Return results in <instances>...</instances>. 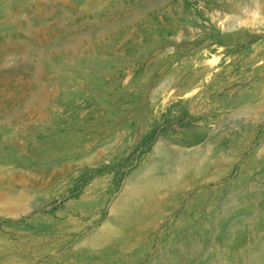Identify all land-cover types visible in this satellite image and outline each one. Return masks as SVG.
Returning a JSON list of instances; mask_svg holds the SVG:
<instances>
[{
    "label": "rangeland",
    "instance_id": "1",
    "mask_svg": "<svg viewBox=\"0 0 264 264\" xmlns=\"http://www.w3.org/2000/svg\"><path fill=\"white\" fill-rule=\"evenodd\" d=\"M201 229L186 264H264V0H0V264H181Z\"/></svg>",
    "mask_w": 264,
    "mask_h": 264
},
{
    "label": "bare ground",
    "instance_id": "2",
    "mask_svg": "<svg viewBox=\"0 0 264 264\" xmlns=\"http://www.w3.org/2000/svg\"><path fill=\"white\" fill-rule=\"evenodd\" d=\"M199 153V152H198ZM197 153V154H198ZM196 155V154H195ZM199 155V154H198ZM194 156V155H193ZM194 158V157H193ZM186 159H188V157H186ZM148 164H150V170L143 174L140 178L142 180V182H144L147 186H149L150 188L152 187V185L155 183V180L158 178V175L161 174L163 175V177H165L166 179L169 178V172L171 171L172 167L170 164V159L169 157H165L162 160H152L150 161ZM147 164V165H148ZM189 165V164H188ZM185 167V166H184ZM187 167V166H186ZM180 170V169H179ZM175 175V174H174ZM174 178V177H173ZM169 181V180H167ZM172 181V180H170ZM237 194L233 195L230 200H229V205H231L235 199L237 198ZM222 213V212H221ZM199 219V218H198ZM221 219V218H220ZM178 222V221H177ZM182 223V222H181ZM193 224V223H192ZM189 225V224H188ZM186 226V225H185ZM193 226V225H192ZM195 227V226H194ZM178 228V227H177ZM176 228V229H177ZM186 229V228H185ZM187 231V230H186ZM172 232V231H171ZM210 232V231H209ZM184 234V233H183ZM178 235V234H177ZM204 237H205V232L204 230H200L196 233H192L190 234L187 239L184 241V243L182 244V246L180 248L177 249L178 253H184V255L186 254V259L184 262H182L181 264H186L188 262L189 259H191L193 257V255L197 254L200 249L203 246L204 243ZM167 239V238H166ZM206 240V239H205ZM166 242V241H165ZM169 242V241H168ZM161 246V245H160ZM173 246V245H172ZM168 247V246H167ZM207 251V250H206ZM262 251H264V243L260 245V247L258 248V250L256 251L255 255L258 256V254H260ZM167 253V252H166ZM255 256V257H257ZM264 256V255H263ZM165 262V261H164ZM239 264H243V263H239Z\"/></svg>",
    "mask_w": 264,
    "mask_h": 264
}]
</instances>
